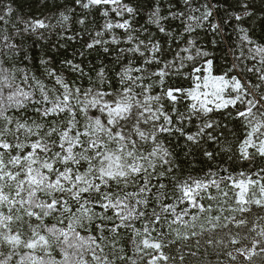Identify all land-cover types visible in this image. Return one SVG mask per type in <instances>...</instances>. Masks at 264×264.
I'll list each match as a JSON object with an SVG mask.
<instances>
[{"label": "snow or ice", "instance_id": "obj_1", "mask_svg": "<svg viewBox=\"0 0 264 264\" xmlns=\"http://www.w3.org/2000/svg\"><path fill=\"white\" fill-rule=\"evenodd\" d=\"M15 3L0 0V264H264V38L251 28L264 0H67L55 16L13 19ZM142 6L155 32L133 26ZM93 10L104 18L94 35ZM72 25L83 32L68 35ZM114 28L123 40L103 39ZM84 33L89 50L125 46L90 72L67 58L57 68L43 49L36 64L29 51ZM177 147L262 163L183 177ZM229 192L233 203L214 209Z\"/></svg>", "mask_w": 264, "mask_h": 264}, {"label": "trees", "instance_id": "obj_2", "mask_svg": "<svg viewBox=\"0 0 264 264\" xmlns=\"http://www.w3.org/2000/svg\"><path fill=\"white\" fill-rule=\"evenodd\" d=\"M67 0H16L15 7L17 11L14 13L13 19H15L17 16H22L27 18L30 15H39L41 12L45 14H51L53 16L56 15L57 10H63V6ZM136 0H133V3H135ZM232 4V0H220V6L221 7H227L228 5ZM46 5V7H45ZM256 7L259 9L260 7V0H256ZM77 13L79 14V9H77ZM260 15H264V13H260L257 11V17ZM147 18H148V10L146 6H142L141 11L139 15L136 17L133 26L136 28H140L141 26H148L151 28V31L155 32L156 29L153 26L147 25ZM120 20L119 17H114L113 22ZM55 22V20H53ZM104 23V18L100 15H97L95 10H93L89 14V25H88V31L92 33V35L95 34V31H100L102 30V25ZM244 26L249 27V24H245ZM73 31L68 32V35H73L74 32H83L82 26L79 25H72L71 26ZM173 27L176 28V31L179 32V28L176 26L175 22L173 24ZM251 28L254 29V34L256 39L264 38V22H262L259 18L256 19L254 24H251ZM226 33L231 34L230 35V41L231 42H236L237 41V35L235 32H233V27L230 25L226 29ZM116 35L117 38L123 40L124 37V30L122 29H112L110 32H104L103 39L111 41L112 35ZM90 36L87 33H84L80 36H77L75 40H64L59 37H57L55 34L50 36L47 40V42L40 41L37 42L35 45H33L29 51L30 53L34 52L36 55V61L35 63L38 64L39 62V57L42 55V49L44 52H46L49 56L54 57V65L57 68H60L62 66V61L67 58V59H72L77 63H80L81 61L83 62V67L85 68L86 72H90L91 68L93 67H98L101 65V63H109L113 56L116 54V49L118 47H123L125 46L123 43L120 45H115V44H109L110 52L108 54H105L103 50L97 46L94 50H89L84 47L85 42L90 40ZM143 38V36H141ZM35 38H31L27 41L28 44H32V41ZM59 41V43H57ZM200 41L201 43L207 44L208 38L204 35L203 32H201L200 35ZM64 45V47H60L59 45ZM56 45V50L54 51L52 46ZM83 51L85 54L84 56H80L79 53ZM221 55V51L217 50V56ZM232 59L231 56L228 57V60L230 61ZM218 64H223V60H218ZM29 67L31 68L32 71H35L36 68L33 66L32 62H29ZM94 75V73H91ZM64 75L66 78L69 79H76L78 74H72L65 70ZM84 83L86 84L87 81L85 79ZM29 112H31V109H29ZM216 119L220 120L223 119L225 123H228L227 117H221L220 115L216 116ZM229 127H233L232 124H229ZM239 134V130L238 133ZM174 143H178L180 145H183L184 141L176 137L175 140L173 141ZM233 146H235V141L233 140ZM177 153H179V161L182 165V174L183 177H186L189 173H191L192 176L194 177H200L204 178L206 174L209 172V170L214 173V176H208V179H217L219 180V176L221 174L226 175V173H222L221 169L224 167H229L230 170H232L233 175L236 174L238 171H248L249 169L255 168L258 164H261L262 162L259 161L258 159L254 161L252 164H245L244 161H237L234 157L232 160H228L226 156H219L215 161L208 160L206 157H203L202 155H188L185 156L184 152L181 151L180 147H177L175 150ZM177 176H181V172L176 173ZM221 187L224 190H228L224 184H221ZM213 194H216V190L214 188L211 189ZM228 199L229 204L233 203L232 200V193L229 192V197L228 198H223L219 197L216 202H213V207L214 209L216 207H224L227 208L228 205L223 204V200ZM207 203V201H205ZM183 207V206H181ZM181 208H177V212H180ZM157 211H160L159 208ZM195 210H193L194 212ZM216 214V213H214ZM223 215H229L228 212H224ZM239 215V214H237ZM171 217L167 221H163L162 223L165 225V230H167V224L171 223ZM185 220H191V215L185 216ZM223 222V221H222ZM142 221H136V227L137 228H142ZM200 223H204L205 227L207 228L209 225L206 222V219L204 216H201V218L197 221V224L199 225ZM15 227V225H14ZM173 228H180L181 231H183V226L180 224L173 225ZM197 231H199V227L197 228ZM226 231V230H225ZM132 236V233L130 230L125 231L122 236L120 237L121 243H124L125 241H128L129 238ZM153 237L157 236L156 232L152 233ZM225 239H227L225 237ZM137 242H139L140 237H136ZM181 242H177V247L180 246ZM127 248L129 249L128 254L132 255V246L131 244L126 245ZM107 251V249H106ZM146 251H151V250H146ZM203 251V249H201ZM147 259V257H145ZM209 259H214V257L209 256ZM221 259H224L221 257Z\"/></svg>", "mask_w": 264, "mask_h": 264}]
</instances>
